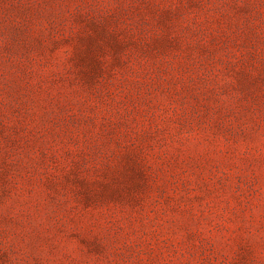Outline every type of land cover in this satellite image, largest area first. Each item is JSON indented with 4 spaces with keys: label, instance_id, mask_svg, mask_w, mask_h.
Here are the masks:
<instances>
[{
    "label": "rangeland",
    "instance_id": "obj_1",
    "mask_svg": "<svg viewBox=\"0 0 264 264\" xmlns=\"http://www.w3.org/2000/svg\"><path fill=\"white\" fill-rule=\"evenodd\" d=\"M0 264H264V0H0Z\"/></svg>",
    "mask_w": 264,
    "mask_h": 264
}]
</instances>
